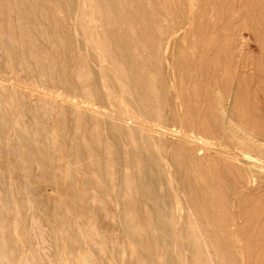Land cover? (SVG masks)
<instances>
[{
	"label": "bare ground",
	"instance_id": "bare-ground-1",
	"mask_svg": "<svg viewBox=\"0 0 264 264\" xmlns=\"http://www.w3.org/2000/svg\"><path fill=\"white\" fill-rule=\"evenodd\" d=\"M14 3L15 10V6L13 9L10 7L12 0H0V52H9L7 61L0 56V67L4 64L6 68L22 66V69L28 60L25 63L21 61L27 51L23 56L19 55L20 49L15 45L17 30L14 33L16 25L14 28L12 22L15 16L19 41L30 44L29 55L39 70L40 82L48 78L51 85L60 86L65 92L57 89L54 93L47 87V94L44 93L47 102L39 103L40 96L35 93L36 90L32 86L21 88L23 82L17 80L12 90L1 85V94L6 90L11 99L15 98L14 103L19 111L17 120H31L26 124L30 129L49 131L46 105L51 104L56 114L52 126L54 130L58 125L63 129L68 149L66 155L51 154L44 140L36 138L37 133L34 139L23 135L8 149L16 161L0 164V171L3 169L16 174L21 170L22 175H25L22 190L34 198L37 208L60 210L62 202L52 198L49 204L39 197V188L30 181L33 166L44 167L52 176L56 168L60 170L55 168L56 162H84L85 169L92 177L108 183L105 193L110 198L114 195L116 200H121L124 232L130 243V254L135 256L132 263L129 261L131 264H162L164 256L171 258L170 264H215L212 255L219 260L216 264H264V0H14ZM65 32L69 34L67 39L64 38ZM5 33L8 35L6 39L3 38ZM78 34L85 51L80 48L78 51L72 46L78 41ZM52 37L53 50H57V55H52L53 52L40 43L41 38L51 41ZM68 42H72L71 48H68V44L67 47ZM87 46L90 50H87ZM30 68L28 65V70ZM22 71L29 78L30 72L26 74L25 70ZM131 106L142 117L151 120L149 123L166 124L162 134L170 130L185 142L190 141L188 137L196 136L195 139L202 140L203 144H198L199 149L194 148V151L185 147L184 143L176 144L174 151V147L169 144L167 148H161L159 144V148H155L150 136L147 137L143 132L144 124L130 111ZM208 116L214 119L221 117L225 121L215 129L211 128V117L207 119L211 127L210 123L207 127L192 119L191 126L188 125L190 117L205 119ZM167 118L171 120L169 123L164 121ZM9 119L8 116H0V137L5 140L11 129ZM212 153L213 157L218 158L212 159ZM220 156L227 157L222 160L224 167ZM204 158L213 162L215 175L211 180H216L221 186L224 182L228 183L235 172L243 177L244 169L235 164L233 159L242 158L250 164V173L247 175L263 187L259 192L261 196H257L256 205L252 203V206L244 208V214L240 213L242 216L245 213L248 215L246 223L244 220L247 226L250 225L248 229L233 215L234 219L230 218V222L228 210H223L228 207L226 203L216 204L206 194L203 199L208 205L212 201L208 210H202L205 208L204 205L200 206L203 204H200L201 201L195 202L193 206L198 209L195 212L199 219L197 216L191 218L192 222L189 217L183 216L184 220L181 219L184 223H180L186 224L185 229L174 230L176 233L173 231V234L167 231L171 224L167 228L163 222L165 218L162 219L161 213L166 210L160 206L158 199L163 196L161 193L158 195L155 189L166 171L164 162L178 166L176 169L181 175V188L192 204L197 200L189 176L193 171L196 172L197 163ZM194 172L193 175L198 174ZM56 176L53 175L54 178ZM194 177L198 178L197 175ZM196 178L194 182L197 183ZM178 180H175L176 183H179ZM199 181L202 180L199 178ZM208 181L210 177L207 184ZM196 186L198 190V184ZM52 188L56 193H62L60 183L54 181ZM80 193H84V190ZM93 198L94 204L98 201L101 208L103 201L98 195ZM10 203L15 202L0 197V258L5 261L9 255L13 256V248L3 238L4 232L11 229V225H7L3 219V211L10 210L14 228L19 229L22 219L17 210L22 205L24 207L22 202L12 211V206L8 205ZM147 203L149 206L152 203L149 209ZM168 217L172 220L174 216ZM155 220H160L162 225ZM213 223L218 227L217 231L224 232V235L210 231L209 225ZM196 227L200 232L195 230ZM167 234L171 235L168 237ZM239 236L246 239L254 236L255 246L241 247L234 241ZM68 240L74 242L71 236ZM162 242L167 244V249L161 246ZM257 246L260 248L257 249ZM152 250L150 259L148 256ZM241 257L242 263L239 261ZM244 258H247L246 262ZM7 264H12V261Z\"/></svg>",
	"mask_w": 264,
	"mask_h": 264
},
{
	"label": "rangeland",
	"instance_id": "rangeland-1",
	"mask_svg": "<svg viewBox=\"0 0 264 264\" xmlns=\"http://www.w3.org/2000/svg\"><path fill=\"white\" fill-rule=\"evenodd\" d=\"M12 3L13 4L10 7L12 8L13 6H15L14 9L12 8L13 10H15L16 4L14 3V0H12ZM15 20L17 22V19L15 18V16H13V18H12L13 27L16 25L15 26L16 28L14 27L15 28L14 33L17 30V33H15V37H16L15 45L17 46V49L18 48L20 49V51L18 50L19 55H22V54L24 55L25 50L27 51L26 56L28 58H26V56L24 55L26 58L25 59L24 56L22 55L23 58L21 61L23 62V60H24V63H25V61L28 59L27 61H29V62L27 63V61H26V63L23 64V66H25V68H27V69H25L24 67H23L24 69L23 68L21 69L22 66H14L12 68H6V66H4V64H3L0 67V87H1V85H3V86L5 85V89L9 88L8 90H10V89L12 90V88L16 85L15 82L17 80H21L23 82L21 85V88L25 89V86H29V87L32 86L33 89L36 90L35 93H37V95L40 96L39 103L45 102V104H46V102H47L46 98L47 97H45L44 93L47 94V92H46L47 87H49L51 90H53L54 93H56L55 91H57V89L61 92H65V90H64V88H62L60 86L55 87V86L51 85L50 84L51 81L48 78H46L47 80L40 82V79L38 77L39 70L36 69L37 67L34 65L35 63L29 55L28 50H29L30 44L29 43H20L21 41H19V36H18L19 27H18V23H16ZM4 30H7V28H5ZM64 36H65L64 37L65 39L69 38V34L67 32H65ZM77 36L79 37L78 39L76 37V40H78V41H75V43L76 42L77 43L76 44L73 43L72 46L73 47L75 46V49L78 51H79L78 48H80V50L82 49V51H85V50H83L82 43L80 42L81 36L79 34ZM6 37H8V35L5 33L3 38L6 39ZM52 39H53V37L51 38V41H48V40H45L44 38L43 39L41 38L40 43H41V45L45 46L50 52H53L52 55H57L56 54L57 50L55 48L53 50V42L54 41ZM49 43H50V45H49ZM71 43L70 42L66 43V45L67 44L69 45V47L67 45L68 48L72 47V46L70 47ZM21 44H22V48H21ZM51 45H52V49H51ZM80 45H81V47H80ZM86 48H87V50H90V48L88 46ZM22 49H24V51ZM8 54H9L8 51L0 52V56L1 57L3 56V60H6V61L8 60V58H6V57H8ZM28 65L31 68L32 67L33 68L32 69L30 68L28 70ZM13 68H15V69H13ZM22 70H25L26 74H28L30 72L29 78L25 75V72ZM16 73H18V74H16ZM33 74H35V75H33ZM22 75L24 76V78ZM1 90H2V88L0 89V116H4V117L8 116L10 118L9 123L11 124V129L8 130V134H7L8 138H6V140L3 139L2 137H0V164L7 165L10 163H14L16 161L14 156L10 155L8 153V149H9L10 145H12L16 141L20 140L23 137V135L27 136L30 139H34L35 136L37 135L36 138H38L39 140H44L45 146L48 147V149L51 151V154H55V155H64L65 154L66 155L68 148L66 146L67 138L64 134V131L59 125L55 126V127H57L55 129L56 131L53 128L54 126H52L54 123L53 120L56 117V114L51 109L52 105L51 104L46 105L47 106L46 109L48 110L47 113L49 114V115H47V124H48V128H50L49 131L45 132L43 130H36V129H32V128L30 129L26 126V124H29L31 120L29 121L28 118H25L22 120L19 119V121L17 120L18 118L16 115L19 113V111H17L16 102L14 103L15 98L11 99L7 95L6 90H4V89L3 90L5 91V93L3 92V94H1L2 93ZM3 95H5V96H3ZM7 96L9 97V99H11V101H12L11 103H10L9 99L7 100ZM7 101H8V103H7ZM33 105H35V104H33ZM130 108H131L130 111L136 117H138V120L140 122H142L144 124V127H143L144 131L143 132H145L144 134L147 137L150 136L149 139H150V141H152L151 144H153V142H154L153 146L156 145V146H154L155 148H159V147L167 148L168 144H169L172 147H174V149H173V151H174L176 144L181 145L182 143H184V146L186 145L189 150L194 151V148L199 149V147L203 144V141L198 139V137H197L198 140L195 139L196 136L188 137V139L190 141H186L187 142L186 143L184 140L179 139V137L173 135L172 132H170V130L167 131V133H166L168 136L164 133L166 135L165 136L162 133H163V129H164L163 127H165L166 124L164 126H162L161 124H159L157 122L154 124V121H152V123H149V122H151V120H147L144 116H143L144 117L143 118L140 113H137V109L135 107L131 106ZM9 110H11V111H9ZM138 114L142 118L139 117ZM209 117H211V116H208L205 119H203V117H200V118L190 117V118H188L187 122H188V125L191 126L192 123L190 121L192 119L194 122L196 121L197 124L200 125V123H201V125L204 124V125H207V127H208V123H210L209 127H211V122L207 121V119ZM142 119L145 120L146 122L143 121ZM210 119L212 120V127H211L212 129L218 128V126L223 124L225 121V119L221 118V117L218 119H216V118L214 119V117H211V118H209V120ZM198 120H200V121L198 122ZM164 121L169 123L171 120L169 118H167ZM205 121H207V122H205ZM149 126L151 127V129L149 128ZM213 126H214V128H213ZM59 128H61V129H59ZM191 128L192 127H190V129ZM25 130H27V131H25ZM53 130H54V132H53ZM35 133H37V134L35 135ZM161 134H162V136H161ZM50 135H53V136H50ZM152 135L158 136V137L155 136V140H157V141L154 140V136L152 138ZM191 135H194V133H191ZM173 137H175V139ZM175 141H176V143H175ZM157 142H159V143H157ZM165 143H167V145ZM145 144L147 145V143H145ZM145 144H143V145L145 146ZM157 144H159L158 145L159 147L157 146ZM194 144L196 147L194 146ZM198 144L199 145L201 144V145L199 146ZM177 146H179V145H177ZM40 153L42 154V152H40ZM213 156L214 155L212 153L211 154L212 159L218 158V156H215V157H213ZM220 157H222V159H220V161L222 163V167H224L225 163L222 160H224L227 157H225V156H220ZM204 159H205V162H204ZM204 159H202L204 164L202 161L198 162L197 166L195 165L197 170L194 169L196 172L193 171L195 174L198 172V174H196L198 178L194 177L196 175H193V172L189 176V180H191L190 182H192V183L194 182V178L198 179V180H196L197 183L196 182H194L193 184L191 183V186L194 185L192 187L193 188L192 190L193 191L195 190L194 191L195 196H196L195 200H197V201H194L192 204L190 202L191 200H189V198L187 197L186 194H184V192L181 188V184H180L181 183V175H180V172L176 169V168H178V166L176 165L177 166L176 167L175 164L171 163V162H169V164H171L172 166L169 165L168 162H164L165 163L164 164V166H165L164 171L165 170L166 171L165 172L163 171V172L166 173L165 176H167V177H165L164 173H163L161 179H159L160 181L158 180L159 183L155 187V189L159 192L158 195L161 193L160 195L163 196V197L159 196L162 199L159 197H158V199H160V201H159L160 206L164 207V209L166 210L164 212H167V210L169 209V212H167V214H164V212L161 213L164 216L163 217L161 215L162 219L165 218V220H163V222L165 224H167L166 225V226H168L167 228H169V225L171 224L170 230H167V231H171L169 233L173 234L174 230L182 231V229H185L186 226H184V225H186V224L182 225L184 222L181 219V218H183V220H184L185 216H187V218L189 217L190 219L191 218L194 219L197 216V218L199 219L198 215H196V212H195V210H198V209H196L197 207L194 208L195 207L194 204H195V202L199 201V203H200V201H201L200 204H202V203L203 204L202 205H200L199 203L198 204L201 207L204 205L203 208H205V209H202V210H208L209 209L208 206L210 204H212V201L210 200L209 205H208V203L205 201V199H203L206 196V194H208V196L211 197L210 199H212L214 202H216V204L221 203V202L226 203V206H228L227 208H229V209H227L225 207V209H223V210H228L230 222L232 221L231 219H234L233 217H235V218H237L236 220L240 219L239 222L242 221L241 223L247 227L246 229H248L250 225L247 226V224H245L246 219L248 218V215L245 213V215L242 216L241 214L242 213L244 214V211H245L244 208L245 207L252 206V203H254V206L256 205L255 202H257V200H258L257 196L260 194L259 192L261 191V189L263 187V185H261L257 182H254L253 177L247 175L250 173V171L248 170V168L251 167L250 164L247 161H244L242 158L240 160H237V159L234 160L233 159V162L235 164H237L238 166L242 167L244 169L245 173L242 172L243 177H241L240 173L235 172L234 173L235 177L233 174L231 176L232 178L230 179V181L228 183H226V182L222 183V186H223L222 187L221 183L216 182V180H214V179H213L214 182H213V180H211V177H213L215 175V170L213 168V162H209V160H207V158H204ZM228 162L231 163L230 161H228ZM83 163H74L72 161H69L67 163L66 162L65 163L56 162L55 168L58 167L60 170H58L57 168L54 170V173H53L54 176H56L55 173L59 174V176H56L55 178L53 177V175L51 176L49 173H47L45 171L44 167L41 168V166H38V165L33 166L32 176L30 178L31 179L30 181L39 188V190H40L39 197H41L46 203L49 202V204L52 200H55V199L57 201H59V203L62 202L63 206L60 210H52V207L46 211L37 208V205L35 204L34 198L29 196L27 193H25L22 190L23 182L25 181V175H24V173L22 175V172L20 169H19L20 172L16 171L17 172L16 174L15 173L13 174L11 172H8V170H3V169L0 171V197L4 200L15 202V203L8 204L9 206H12V208H10L12 211L16 210V208H18L20 204L22 205V202L24 203V207H23V205L22 206L20 205L21 206L20 210H17L19 212L21 219H22V223L20 222L21 225L19 226L20 227L19 229L14 228V220H13L14 218L11 216V214L9 212L10 210L9 211L8 210L3 211V219L6 221L7 225H11L10 231L8 230V231L4 232L3 238L5 239L6 243H10L12 245V248H13L12 249L13 250L12 255L13 256L9 255L6 258L7 262L5 260H3L2 258H0L1 259L0 264H7V263H10L11 261H12V264H34V263L35 264H86V263H88V264H91V263L92 264H131L134 261L133 258L135 259V256H133L132 253L130 254V243L128 242V240H126L127 237L125 236V232H124V221H123L124 209L121 205V200H116L114 195L112 196V198H110L105 193V188L108 186V183L107 182L103 183V182L99 181V178L97 179L95 177H92V174H90V172H88L85 169ZM53 164H55V163H53ZM168 165L170 167L169 169H168ZM201 165H202V167H200ZM205 165H206V167H208L207 169H206ZM166 166H167V168H166ZM174 169H176V170H174ZM201 170H203L205 172L202 171L203 173H201ZM171 171L173 174L171 173ZM173 171H176V172H173ZM206 171H207V173H206ZM208 171L210 173H208ZM167 172L171 175L167 174ZM204 174H206V175L203 176ZM60 175L63 176L64 178L61 179ZM168 175L170 178L168 177ZM172 176H173V178L171 179ZM191 176L194 177L193 181L191 179L192 178ZM209 177H210V181H208V184H207L206 181L209 180ZM176 178H178L179 180ZM199 178L202 181H199ZM175 180H178L179 183H176L177 181H175ZM203 180H205V182H203ZM54 181L57 183H60V186H61L60 190H62V193H56L54 191V189L52 188V183ZM232 181L236 186L238 185V187H235L234 184L231 185ZM168 182H170V184ZM199 183H201V184H199ZM62 184H64V185H62ZM167 184H169V185L167 186ZM196 184H198V190H197ZM219 184H220V186H219ZM240 184H242V186ZM199 185H201V187ZM202 185L203 186L205 185V187L207 186L208 188L204 187V189H205V191H204ZM243 185H244V187H243ZM174 186H176V188ZM224 186H226V187L224 188ZM230 186L233 188L231 189ZM101 187H102V189H101ZM201 188L203 190L202 191L203 193L201 192ZM209 188L210 189L212 188L211 189L212 191ZM236 188H238V190ZM242 188H243V190H242ZM226 189H227V191H226ZM234 189L237 190L236 191L237 193L234 192L235 191ZM82 190H84V193L81 194L80 192H82ZM206 190H207V192H206ZM162 191H164V192H162ZM230 191H231V193H230ZM196 192L198 195L196 194ZM226 192L228 195L226 194ZM243 193H244V196H243ZM79 194H81V195H79ZM241 194H242V196H240ZM97 195L101 199V201H103L102 202L103 206H101V208H100V203L99 204L97 203L98 201H96V203L94 204L93 196H97ZM228 196H230V197H228ZM260 196H261V194H260ZM226 197H228V198H226ZM135 198H136V200H139V198H137L136 196H135ZM202 199L205 202H203ZM164 200H165V202H163ZM178 200H179V202H178ZM228 200H230L231 206L229 205ZM141 201L143 202V199H141ZM244 202H246V203H244ZM139 203L141 204L140 201H139ZM15 204L17 207H15ZM174 204L178 205L179 207H177ZM172 205H174V207H172ZM146 206L149 209L150 206H152V203L150 206H149V203H147ZM153 206H154V204H153ZM171 207L173 208L174 212H172L173 210ZM152 208H151V210H153ZM154 208H155V206H154ZM200 208H199V210H201ZM177 209H178V211H177ZM175 210L178 213L175 212ZM181 210H184V211H182V214L180 212ZM43 211H45L46 213ZM153 211L155 212V210H153ZM162 211H163V208H162ZM248 211H247V213H248ZM171 212L174 216V217H172V220L169 217L166 218V216H172ZM57 215H59V216H57ZM232 215H233V217H232ZM237 215L239 216V218ZM63 216H64V218H63ZM176 217H179L180 221ZM169 219L172 221L171 223H169L170 222ZM193 219H191V221ZM31 220L32 221L34 220V222H32ZM175 220H176V222H175ZM177 220L179 221V225H177L178 224ZM244 220H245V223H244ZM156 222L159 223L161 221L159 220V222H158V220H157ZM174 222H175L177 227L174 226L175 225ZM77 223H78V225H77ZM57 224H58V226H57ZM159 225H162V224L159 223ZM209 227L211 228V230L209 228L210 231H216L218 234L224 235V232L217 231L218 227L214 223L209 225ZM54 230H55V232H54ZM195 230L198 232L199 228L196 227ZM176 231H174V233H176ZM52 232H54V233H52ZM56 235H58V236L56 237ZM149 235L150 234H148V236H146V239L149 237ZM170 235L167 234L168 237ZM69 236H71V239L74 242H72V243L69 242V240H68ZM239 237H235L234 241L237 242V244H239V245L241 244V247L243 246V247L253 248L255 246V237L254 236L250 237L249 239H246L245 237L244 238L240 237V239L237 240ZM164 238L166 240V236H164ZM111 239H112V241H110ZM85 240H86V242H85ZM240 240H241V242H240ZM97 242H99V243H97ZM185 242L187 243L188 241H185ZM161 246L162 247L166 246V247H164V249H167V244L165 245L162 242ZM151 247H153V246H151ZM162 247H161V249L163 250ZM185 247H186V245H185ZM259 248H260V246H257V249H259ZM188 251L192 252V249L188 248ZM90 254H92V255H90ZM151 255L153 256V250L149 253L148 257H151ZM23 256H24V258H23ZM167 257L168 256H164L162 264H170L171 263V261H172L171 258L168 257V259L170 260V262H169ZM212 257H213L212 260L214 261V263L215 264L218 263V261H219L218 258H215V256H213V255H212ZM150 259H152V257ZM244 259L246 262L247 258H244ZM239 261L242 263L243 258L242 257L239 258Z\"/></svg>",
	"mask_w": 264,
	"mask_h": 264
}]
</instances>
